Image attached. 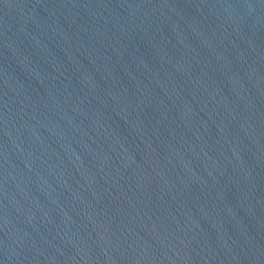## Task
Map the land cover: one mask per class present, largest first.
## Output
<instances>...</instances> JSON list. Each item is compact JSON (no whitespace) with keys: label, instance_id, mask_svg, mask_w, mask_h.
Returning <instances> with one entry per match:
<instances>
[{"label":"water","instance_id":"water-1","mask_svg":"<svg viewBox=\"0 0 264 264\" xmlns=\"http://www.w3.org/2000/svg\"><path fill=\"white\" fill-rule=\"evenodd\" d=\"M0 264H264V0H0Z\"/></svg>","mask_w":264,"mask_h":264}]
</instances>
